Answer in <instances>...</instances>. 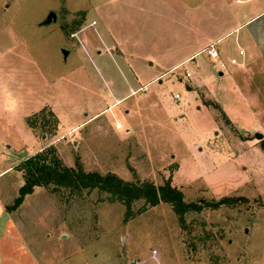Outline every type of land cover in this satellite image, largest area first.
Listing matches in <instances>:
<instances>
[{"label":"rangeland","instance_id":"rangeland-1","mask_svg":"<svg viewBox=\"0 0 264 264\" xmlns=\"http://www.w3.org/2000/svg\"><path fill=\"white\" fill-rule=\"evenodd\" d=\"M187 2L192 7L187 17L197 14L201 37L210 38L224 28L218 23H231L230 13L243 5ZM183 3L0 0V151L15 164L13 197L22 182L16 166L38 151L53 152L68 166L111 171L136 183L158 185L169 177L185 201L234 197L180 217L167 202L148 205L140 198L126 217L123 203L108 200L96 188L75 192L52 183L34 185L21 203L30 211L24 226L37 241L59 244L61 253L80 247L88 257L79 264L105 259L118 264H264V105L246 104L243 90L219 81L207 42L195 58L213 79L196 85L187 78L189 88L180 68L136 88L135 77L119 60L116 64L113 51L96 52L108 36L129 48L132 38L146 36L152 25L153 35L167 36L166 23L174 30L183 21ZM136 5L155 8L162 16H145ZM48 10L55 20L41 23ZM240 33L231 31L215 42L225 63L237 55ZM252 79L253 87L260 84V76ZM220 83L226 87L219 88ZM40 108L47 120V110L53 113L55 125L38 116L29 126L27 117ZM6 180V174L0 177ZM15 209L13 218L24 216L25 210ZM56 231L66 237L58 238Z\"/></svg>","mask_w":264,"mask_h":264},{"label":"crops","instance_id":"crops-1","mask_svg":"<svg viewBox=\"0 0 264 264\" xmlns=\"http://www.w3.org/2000/svg\"><path fill=\"white\" fill-rule=\"evenodd\" d=\"M234 2L243 5H239L236 10H232L230 13L231 18L228 20H232L231 23L225 21L222 24L218 23L219 27L224 25V28L220 32H215L211 38L209 36L201 37L202 30L200 27L202 25L199 22V17L197 14H193L195 17L193 16L191 19L187 17L188 11L189 9L192 10V7L189 8L187 0H184L183 21L180 20L176 23L177 26H174L176 27L174 30L171 29L170 22V28L166 29L165 26L168 24L166 23L163 31L164 33L168 31L167 36L153 35L154 25H152L148 27L146 36L139 33L134 36L132 45L128 48L124 46L123 40L117 36L107 35L109 38L107 44L102 45L101 50L99 49L96 52L99 53L102 50L103 52L113 51L117 58L115 59L116 64L119 60L121 66L126 67L135 77V81L138 83L136 88H140L148 81L158 79L165 72L177 68H180L185 75V85L189 88L187 78L191 84L196 85L204 84L208 79H213L212 73L206 68L200 67L201 64L195 58L199 55V51L207 43L214 42L215 44L216 41L231 31L237 30L240 32L242 30L237 38L240 40L236 43V52L238 49H242V53H237V55L233 53L229 56V58L235 57L236 62L230 63L228 60V63L224 62L223 68L217 67L215 63H213V66L217 69L216 75L219 77V81L222 79L223 83H232L235 89L244 91L241 99H244L246 104L248 101L250 105L255 102L264 105V0L258 2L256 0H234ZM224 5L225 3L222 6ZM162 6L164 10L167 8L170 11V5L163 4ZM136 7L145 16L150 15V13H153V16H162L155 8L151 7V9L145 5H136ZM101 12L103 10L100 9V16ZM237 16L240 17L236 20ZM104 27L102 25L103 30H105ZM137 32H140V30ZM173 43L175 48H173ZM247 71L252 72L251 78ZM254 74L260 76L261 80L259 79V82H256L260 84L253 87L251 80L253 81ZM178 79L180 80V78ZM224 87L226 85L220 83L219 88L224 89ZM253 90H256V92H253ZM262 97L263 101L260 100ZM14 165L11 159L6 158L0 151V177L7 175L6 181H0V264H79L82 259L85 260L88 256L84 254L80 247L78 250L70 249L61 253L59 244H44L37 241L36 235H33L32 231H28L24 226L28 220L27 212L30 211L21 207V203L24 202L23 198L15 208L19 206L21 211L25 210L24 216L13 218L12 210L17 209H7L5 205L11 203V199H13L11 174ZM62 233L64 232L56 231V236L58 238L66 237V233H64L65 235ZM61 254L64 255L62 259ZM96 256L95 253L94 257ZM102 264H118V262L105 259Z\"/></svg>","mask_w":264,"mask_h":264},{"label":"trees","instance_id":"trees-1","mask_svg":"<svg viewBox=\"0 0 264 264\" xmlns=\"http://www.w3.org/2000/svg\"><path fill=\"white\" fill-rule=\"evenodd\" d=\"M81 13L83 12L81 11ZM43 111L44 108H40L27 117L29 126H33L32 120L38 116L40 120L46 122L51 120L50 122L55 125L53 113L47 110L51 117L47 120ZM260 146L264 151L263 139L260 140ZM16 168L22 171V182L18 186L17 195L13 197L11 203L5 205L7 209L15 208L21 202L23 195L30 192L34 185L47 183L66 187L75 192L92 188L103 191L108 200L119 201L126 206V217L132 215L130 212L131 203L140 198L148 205L156 204L159 201L167 202L179 217L189 210H199L202 206L215 208L234 199V197L223 195L217 199L203 202L185 201L180 189L170 184L169 177L158 185L148 181L136 183L124 180L111 171L100 173L96 170H84L79 164L75 166L62 164L53 152H49V154H44L42 151L35 152L21 159ZM141 210L138 209L137 212Z\"/></svg>","mask_w":264,"mask_h":264},{"label":"built area","instance_id":"built-area-1","mask_svg":"<svg viewBox=\"0 0 264 264\" xmlns=\"http://www.w3.org/2000/svg\"><path fill=\"white\" fill-rule=\"evenodd\" d=\"M206 53H207L209 61H211L212 63H215L216 66L219 67V68H223L224 67V61L219 58L218 50L214 46V42H211V43L208 44V46L206 48ZM237 53L241 54L242 53V49H238ZM228 60H229L230 63H235L236 62L235 57H230ZM173 96L175 98H178L179 95H178V93H174Z\"/></svg>","mask_w":264,"mask_h":264},{"label":"water","instance_id":"water-1","mask_svg":"<svg viewBox=\"0 0 264 264\" xmlns=\"http://www.w3.org/2000/svg\"><path fill=\"white\" fill-rule=\"evenodd\" d=\"M54 20H55V13H54V11L48 10L47 13H46V15H45V17L42 19L41 23H48V22L54 21ZM62 53L65 56L66 50L63 49L62 50ZM253 135H254V137H256L258 139H260L262 137V134L260 132H257V131Z\"/></svg>","mask_w":264,"mask_h":264},{"label":"bare ground","instance_id":"bare-ground-1","mask_svg":"<svg viewBox=\"0 0 264 264\" xmlns=\"http://www.w3.org/2000/svg\"><path fill=\"white\" fill-rule=\"evenodd\" d=\"M119 123H117V126H118Z\"/></svg>","mask_w":264,"mask_h":264}]
</instances>
